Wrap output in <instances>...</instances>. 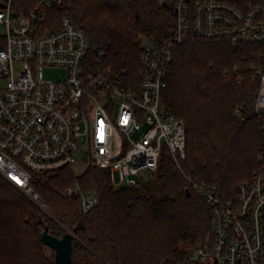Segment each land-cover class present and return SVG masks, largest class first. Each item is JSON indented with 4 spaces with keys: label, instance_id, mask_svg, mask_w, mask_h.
Here are the masks:
<instances>
[{
    "label": "built area",
    "instance_id": "2783aa9c",
    "mask_svg": "<svg viewBox=\"0 0 264 264\" xmlns=\"http://www.w3.org/2000/svg\"><path fill=\"white\" fill-rule=\"evenodd\" d=\"M33 1L31 9L18 11L13 0H0V175L34 199L35 176L64 166L101 168L113 188L133 187L155 175L167 153L211 210L213 235L193 259L264 264V152L237 195L225 200L216 185L181 166L185 122L162 101L179 44H256L262 56L250 69L260 84L254 106L264 128V0H176V31L144 38L138 80L93 63L85 31L69 16L58 25L49 21L48 10L61 0ZM45 67L66 70V76L47 79ZM233 113L243 120L246 105ZM82 187L75 181L66 195L80 200L84 214L100 197Z\"/></svg>",
    "mask_w": 264,
    "mask_h": 264
},
{
    "label": "trees",
    "instance_id": "16d2710c",
    "mask_svg": "<svg viewBox=\"0 0 264 264\" xmlns=\"http://www.w3.org/2000/svg\"><path fill=\"white\" fill-rule=\"evenodd\" d=\"M176 2L61 0L48 10V19L58 25L69 16L85 31L93 63L99 60L102 68H112L119 75L126 71V80H138L140 37L172 35ZM13 6L26 11L34 1L13 0ZM262 50L256 44L186 41L177 46L168 67L162 101L185 122L187 156L182 167L216 185L225 200L237 195L239 184L250 178L260 165L258 155L264 152V128L254 106L260 84L250 69L260 61ZM238 105H246L243 120L233 113ZM152 179L159 196L151 191ZM75 181L100 197L99 205L88 213L81 212L78 198L65 195ZM141 183L113 188L106 170L94 166L80 175L64 166L35 176L32 182L52 214L75 231V256L99 258L103 264H199L183 246L193 247L213 235L209 205L167 153L157 175ZM7 187L14 188L0 175L1 248L20 246L27 238L44 244L45 225L58 237L65 234L66 229L38 205L20 193H9ZM24 251L22 247L20 258Z\"/></svg>",
    "mask_w": 264,
    "mask_h": 264
},
{
    "label": "rangeland",
    "instance_id": "374dc122",
    "mask_svg": "<svg viewBox=\"0 0 264 264\" xmlns=\"http://www.w3.org/2000/svg\"><path fill=\"white\" fill-rule=\"evenodd\" d=\"M147 36L148 35H142L140 37V46H141V43L144 40V38ZM44 69H45L44 75L47 79H64L66 76V70H63V69H59V68H55V67H45ZM240 81H241V79H240ZM186 156H187V153H186ZM171 159H172V157H171ZM181 166H182V162H181ZM72 169H73L75 175H76V173H77V175H80L84 171L85 168L84 167L82 168V166L78 165L77 167H72ZM54 172H57V171L47 172V174H51ZM157 173H158V171L153 176H156ZM143 181H146V179L141 180L139 182V184ZM149 183L151 186V191L155 195L159 196L160 195V189H159L158 185L155 183V180L152 179L149 181ZM7 191L11 194L12 193L22 194L24 197H26L27 199H30L33 203L38 205L43 211L46 212V209L43 208V205L45 202L42 199H40V200L43 201L44 203L41 204L36 199L32 198L31 195L24 193L23 191H21L20 189H18L15 186L13 189L10 187H7ZM65 195H66V190H65ZM39 198H40V196H39ZM50 212H51V210H50ZM49 216L52 217V214H49ZM52 218H54V217H52ZM54 219L64 229H66L65 233L68 229H70L64 223H62L58 218L55 217ZM62 236H60V237H62ZM201 244L202 243H197L193 247L185 244L183 246V248L189 250L190 253H192V255H193L195 249H197V247H199ZM1 246L2 245H0V264H55V250H53L52 248L47 246L45 243L44 244H42V243H35L34 244L33 242H31L29 240V238H27V239H25V242L22 241L20 246H18V245L12 246V247L5 246V249L1 248ZM22 247H23V249L25 248V251H24V256L22 255L23 257L20 258L19 254H20V249H22ZM73 260H74V264H103L102 260L99 258H97V259L92 258V257L84 258L82 256H75L74 254H73ZM199 264H210V263H209L208 259H202V260H199Z\"/></svg>",
    "mask_w": 264,
    "mask_h": 264
},
{
    "label": "water",
    "instance_id": "95a60500",
    "mask_svg": "<svg viewBox=\"0 0 264 264\" xmlns=\"http://www.w3.org/2000/svg\"><path fill=\"white\" fill-rule=\"evenodd\" d=\"M191 194V190L187 189V195ZM44 203L43 201H41ZM44 209L48 214H52L48 206L44 203ZM52 217L55 218L54 214ZM68 229V228H67ZM42 241L55 250V264H74L73 260V239L75 238V231L68 229L62 237H58L49 231V227L45 225L44 231L42 233ZM213 264H218L217 259H215Z\"/></svg>",
    "mask_w": 264,
    "mask_h": 264
},
{
    "label": "bare ground",
    "instance_id": "6f19581e",
    "mask_svg": "<svg viewBox=\"0 0 264 264\" xmlns=\"http://www.w3.org/2000/svg\"><path fill=\"white\" fill-rule=\"evenodd\" d=\"M38 202H40L41 204H42V202H41V200H40V198H35ZM43 206H45V205H43Z\"/></svg>",
    "mask_w": 264,
    "mask_h": 264
}]
</instances>
